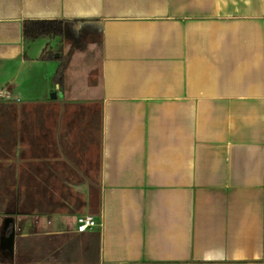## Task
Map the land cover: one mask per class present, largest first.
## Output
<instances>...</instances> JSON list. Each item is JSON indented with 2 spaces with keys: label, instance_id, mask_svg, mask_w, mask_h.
<instances>
[{
  "label": "crops",
  "instance_id": "obj_1",
  "mask_svg": "<svg viewBox=\"0 0 264 264\" xmlns=\"http://www.w3.org/2000/svg\"><path fill=\"white\" fill-rule=\"evenodd\" d=\"M0 92V264H264V0H0Z\"/></svg>",
  "mask_w": 264,
  "mask_h": 264
},
{
  "label": "trees",
  "instance_id": "obj_2",
  "mask_svg": "<svg viewBox=\"0 0 264 264\" xmlns=\"http://www.w3.org/2000/svg\"><path fill=\"white\" fill-rule=\"evenodd\" d=\"M23 38L27 42L37 39H53L63 35V22L58 20H27L23 22ZM46 49L43 50V55Z\"/></svg>",
  "mask_w": 264,
  "mask_h": 264
},
{
  "label": "built area",
  "instance_id": "obj_3",
  "mask_svg": "<svg viewBox=\"0 0 264 264\" xmlns=\"http://www.w3.org/2000/svg\"><path fill=\"white\" fill-rule=\"evenodd\" d=\"M0 98L8 99L9 96L0 92ZM97 226L95 218L91 215H80L76 218L75 228L77 233H85L94 229Z\"/></svg>",
  "mask_w": 264,
  "mask_h": 264
},
{
  "label": "water",
  "instance_id": "obj_4",
  "mask_svg": "<svg viewBox=\"0 0 264 264\" xmlns=\"http://www.w3.org/2000/svg\"><path fill=\"white\" fill-rule=\"evenodd\" d=\"M10 221L9 219H6L5 222ZM12 241H13V234H9L7 236H4L1 239V242L3 245H5L6 247H8L11 250L12 247Z\"/></svg>",
  "mask_w": 264,
  "mask_h": 264
},
{
  "label": "rangeland",
  "instance_id": "obj_5",
  "mask_svg": "<svg viewBox=\"0 0 264 264\" xmlns=\"http://www.w3.org/2000/svg\"><path fill=\"white\" fill-rule=\"evenodd\" d=\"M92 40H93V42L95 43V40H94V39H92ZM92 40L90 41L91 43H92ZM58 41H59V39H58ZM58 41H57V39H56L55 41L53 40L52 42H50V41H48V40H43V39H42V40H39V41H38L39 43H36V44H41V43H42L43 45H46V43H51L52 46L54 47V46L56 45V42H58ZM91 43H90V44H91ZM87 46H88V42L85 41V48H87ZM85 50H86V49H85ZM53 62H54V63H52V64H55V61H53ZM66 66H68V61H66ZM69 66H70V65H69Z\"/></svg>",
  "mask_w": 264,
  "mask_h": 264
}]
</instances>
